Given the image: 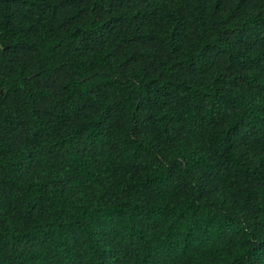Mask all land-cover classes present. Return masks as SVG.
Instances as JSON below:
<instances>
[{"label":"trees","instance_id":"obj_1","mask_svg":"<svg viewBox=\"0 0 264 264\" xmlns=\"http://www.w3.org/2000/svg\"><path fill=\"white\" fill-rule=\"evenodd\" d=\"M0 264H264V0H0Z\"/></svg>","mask_w":264,"mask_h":264}]
</instances>
